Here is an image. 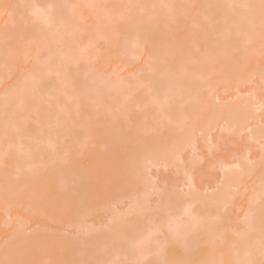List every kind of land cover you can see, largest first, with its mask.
<instances>
[{
    "label": "rangeland",
    "instance_id": "obj_1",
    "mask_svg": "<svg viewBox=\"0 0 264 264\" xmlns=\"http://www.w3.org/2000/svg\"><path fill=\"white\" fill-rule=\"evenodd\" d=\"M243 1L229 0L228 5L243 8ZM42 2L0 0V112L12 97L19 107L29 101L34 103L21 129L11 127L13 135L7 136L6 130H0V156L5 158L18 150L27 158V164L20 168L14 165L9 179L0 181V264H61V259H54L51 254L61 253L62 258H68L72 249L66 250L65 246L73 248L70 259L81 264H154L153 258L161 255V264H167L178 252L170 236L189 226L192 217L204 222L219 221L225 230L239 232L248 228L246 219L256 213L254 208L260 207L262 221L257 222L264 226V188L259 182L264 175V135H257L259 129L264 130V30L258 25L251 28L254 35H250L255 38H251L247 49L241 48L244 42L238 43L248 63H239L229 75L231 79L227 76L228 81L223 83V65L218 69L214 65L218 60L226 62L229 53L219 52L216 47L210 50L202 43L210 33L205 31L209 22H216L211 20L213 16L202 18L197 3L191 9L192 0H61L68 12L74 13V17L70 14L71 23L76 21L73 25H68L67 15L50 18L52 21L48 17L45 22L39 20L36 13L48 16L47 11L49 14L54 9L50 3V8H45L46 3ZM187 5L193 11L186 9ZM180 12L190 13L185 28L175 33L170 46H162V52L151 58L149 45L142 44L145 37L141 26L145 24L146 28L155 20L161 30H173L176 21L183 18L177 17ZM210 35L214 41L221 38L217 33ZM60 58L61 63L53 64ZM186 65L191 71L182 69ZM176 67L185 72L179 69L183 74L175 78L179 82L173 81L177 87L172 82L169 85L172 91L165 85L169 96H174L175 91L181 99V95L187 99L191 88L200 87V96L205 92L213 109L205 110L211 107L208 102L204 104H208L206 108L194 102L198 109L193 106L195 111L190 115L189 110L188 122L185 116L184 121L181 119L183 111H178L182 116H175L185 123L191 137L166 157L157 148L160 142L171 148L173 137L187 129L181 127L178 119L162 117L165 100L159 97L160 102H155L158 95L148 91L154 87L150 79L154 73L168 74ZM77 70H83L86 87L88 83L102 88L99 99L103 103L99 99L69 97L74 91L68 82L73 83L74 79H69L79 76ZM42 71L44 78L47 73L46 78L51 76L47 81L51 80L52 85L50 81L49 85L32 89L39 92L28 90L27 94L26 85ZM192 80L198 83L192 84ZM185 82L186 87L182 85ZM161 96L168 98L163 93ZM236 102H250L254 108L253 118L248 121L250 127L243 131L232 128L231 121L223 118ZM107 119L113 123L103 129L104 123L111 121ZM148 140L152 143L149 146ZM143 150L148 154L145 157ZM34 153L41 155V163L37 164ZM238 164L262 167L256 173L238 169L235 181L223 193V181ZM70 176L88 185V203L93 208L88 216L85 210L81 217L76 214L78 208L72 211L69 205H61L59 192L67 186ZM50 177L56 183L48 187L52 204L48 208L41 194L28 193L43 189L48 184L44 178ZM199 198L204 202L202 208ZM143 201L145 206L140 208ZM198 208L204 209L203 214L195 211ZM12 238L23 240L12 249L15 255L6 252ZM200 239L203 241L200 237L197 241ZM34 242L42 244L34 247ZM229 242L221 243L219 250ZM261 242L264 244V239L255 244ZM100 243L111 248L105 258L92 256L88 251L99 248ZM203 246L193 249L188 263L206 262ZM139 257L143 258L142 263Z\"/></svg>",
    "mask_w": 264,
    "mask_h": 264
},
{
    "label": "bare ground",
    "instance_id": "obj_2",
    "mask_svg": "<svg viewBox=\"0 0 264 264\" xmlns=\"http://www.w3.org/2000/svg\"><path fill=\"white\" fill-rule=\"evenodd\" d=\"M41 1H43L42 2L43 4L46 3L45 8H46L47 4H48V6H50L49 5V3H50L52 5L51 9H53V8L54 9L51 13H49L50 15L48 14V11H47L48 16H45L42 12H40L45 17L43 15H41L39 12L36 13V16L39 20H43V22H45L47 17H48L47 20H49L50 18L53 20V17L54 18H64V17L68 16V18L70 19L67 22L68 25H73L76 23V21H73V23H71L72 19H71L70 14L73 15L74 13L73 14L69 13L67 10L68 8H66L67 5H64L63 3L61 4V0H41ZM196 3H197V7L199 9H201L202 12H205L206 10L208 12V13L205 12V14H202V12H200V14L202 15V18L203 17L211 18L209 16H213L211 18V20L212 21L215 20L214 22H216L215 25H213L214 23L210 24V22H209V26L208 27L206 26L207 28L205 27L207 29L205 31L210 32V33L202 39V43L206 47H209L210 50H212L214 47H216V48H218L217 51H219V52L229 53V56L227 57L226 62L221 61V63H222L221 64L220 61L218 60L219 62L217 61L216 62L217 64L215 63L217 66L214 65V69H218L219 66L223 65L221 68H223L224 72L222 73L223 77H221L220 80L223 81V79H224L223 83H225V81L228 78L227 76L232 74L235 71V69L238 68L236 66H238L239 63H243V64L248 63L247 56L244 55L245 53H243V51H241L242 49H238L240 47V44H238V43L244 42V44H241V48L247 49V47L249 46V41L251 40V38H255V37H251V35H250V34H252L250 32V31H252L251 28L253 26L258 25L260 27V29L264 30V22H262V21H264V0H245V2L242 4L243 8H239V6H237V8H235L234 7L235 5H228V4H230L229 0H227V1L226 0H192V2L189 4V6H191L190 8L191 9L195 8L194 5H196ZM239 3L238 4L241 5V2H239ZM226 4H227V6H226ZM238 4H236V5H238ZM189 6L187 5L186 9H188ZM48 8H50V7H48ZM190 8H189V10L193 11ZM195 10H197V9H195ZM44 13L46 14V12H44ZM182 13L183 12L178 13L177 17L183 16V18L182 19L180 18L181 20L179 19L176 21L177 22L176 27H175L176 29L174 28L173 30H169V31L161 30L159 27V22H157L155 20H154V22L147 23L146 28H145V24L143 26H141V29L144 33L143 35L145 37L142 40V44L143 45H149V48H150L149 54H150L151 58H156L157 53L160 54L162 52V50H161L162 46H164V45L170 46L171 45V43L174 40L175 33H177L178 31H180V32L183 31V29L185 28V25L187 23L186 17L190 13L189 14L187 13V15H186V13H184L182 15ZM75 15H77L76 12H75ZM201 15H200V17H198L197 21L200 20ZM73 17H74V15H73ZM75 17H77V16H75ZM75 19H77V18H75ZM29 31L31 33L33 32L32 29ZM212 33H213V35L215 33L220 34L221 38L217 41L212 40L211 35H210ZM252 35H254V33ZM254 41L255 40H253L251 42H254ZM235 49H238L239 54H238V52L233 53L236 51ZM232 50H234V51L232 52ZM230 52H232V53H230ZM55 56H56V54H55ZM59 57H60V55H59ZM66 57L68 58V56H66ZM75 58H74V60H75ZM59 61L61 63V61H63V59L60 58L57 61L54 60L53 64H55V62H58V64H59ZM223 61H225V60H223ZM179 69L182 72H185L184 71L185 69L191 71L190 68H188V66L186 65L182 68L184 70H182L179 67H176V68H173L172 72L168 73V74L167 73L162 74L161 71H158L157 73H154L151 76L152 78H150L154 87L151 88V90H149L148 92L150 93L153 90V92H154L153 95H155V96L158 95L157 98H155V102H160L158 100L159 97H161V99L159 98L160 100H162V99H163L162 101L165 100L164 101L165 104L161 105L162 109H163V106L165 107V109H163V111H162L163 114L161 116L163 117V115H164L165 119L168 117V119L170 118L169 120H173V119L177 120L178 117H181L183 115L181 117V119L183 120V117L185 116L186 118L184 117V119H186V121H187L190 118L189 115L192 114V111H195L194 107H196V109H198L197 106L199 107V105H200V107L202 106V108H204V107L206 108V106L209 104V106H211L210 107L211 109L206 108L205 110L209 109L211 111L213 109L212 108L213 107L212 102H210L211 98L208 95H206L205 92L203 94H205L206 97H205V95L204 96L202 95V97H201L200 95H201L203 90L200 87L191 88V90L188 89L191 91L190 92L191 94L188 93V95L190 94V96L186 95L187 99L185 98V96L183 97L181 95V97L183 99L185 98L186 100L181 99L180 94L178 95L179 96V98H178V96L175 94V91H174V96L172 95L173 93H170L171 94L170 96H173L170 99L169 93H167L166 90L167 89L171 90L170 89L171 87H169L171 82L172 83H174L176 81L179 82V80H175L176 77L178 78L181 76V74H183L182 72H181V74L179 73ZM83 70H84V67H83ZM83 70L82 71L79 70L80 72L77 70L76 73L79 76H76L77 74L73 75L76 77H74L72 79L70 78L72 76L71 75L69 76V78H70L69 80L74 79L73 83L68 82L69 87L71 88L70 90L74 91V92H72V94L70 92L71 96L69 95V97L73 98L72 96H75L76 98H86L90 101H94V100L96 101L102 97L101 93H100V92H102V88H100L98 86H94V87L92 86L91 87L88 85V83L86 84L87 85V87H86L85 82H84V78H83L84 76L82 77V75H81V74H83ZM49 71H50V69H49ZM200 71H202V70L200 69ZM261 71L264 74V66H263ZM43 73H44L43 71L41 74L39 73L40 76L38 74H36V76H33V78L31 79L32 81L30 80V82H28V84L26 85V86H28V88H26L27 94H29V92H30L28 90H31L33 92H36V91L39 92L40 91V90L38 91L37 89L32 90V89H34V87L40 88L43 85H49L51 80L49 82L47 80H49L51 78V76H50V78L49 77L46 78V76L48 75V73H47V75L45 74L46 76L44 78ZM42 74H43V78L41 76ZM195 74H197V73L195 72ZM197 75H199V73ZM181 79H182V77H181ZM185 79H186V76H185ZM229 79H231L230 76H229ZM182 81H184V80H182ZM192 81H190V82H192ZM66 82H67V80H66ZM187 82H189V81H187ZM187 82L182 83V85L184 84V87H186L188 85ZM197 83H198V80H195V81H193L192 84H197ZM56 84H58V83L56 82ZM174 84H176V83H174ZM180 84H181V82H180ZM226 84H228V82H226ZM50 85H52V81H51ZM165 85H167L169 88H167V86H165ZM54 86L56 89L59 87V86L56 87V85H54ZM176 87H177V84H176ZM190 87H193V85ZM58 89H61V88H58ZM164 91L167 94H164L165 93ZM58 92H60V91H58ZM162 93H163V96L166 95V97H167V95H168V98H164V97L162 98V96H161ZM58 95H60V94H58ZM58 95H57V97H59ZM149 96L150 95H148V97ZM151 97L154 98V96H151ZM202 98H203V100H202ZM14 100H15L14 97L10 98L6 103V109H5L6 111L4 110L3 112L2 111L0 112V130L1 129L6 130L5 136L13 135L12 132L10 133L11 127H14L16 129H21L26 118H28L31 115V108L34 104L33 102L29 101L30 103L28 102V105L23 106V107H19L16 103H13ZM99 101L102 102V100H100V99H99ZM197 101L199 102V105H198ZM194 102L197 103V106ZM207 102H208V104L204 105ZM192 103H194L195 105ZM181 105L185 106L186 108L182 107ZM251 106L252 105L250 102H249V104H248V102L245 104H244V102H241V103L236 102L235 104H232L231 106H229V110H228V112H226V114H225V116H223V118L226 121H229V120L231 121V123L233 124L232 128H234V127L237 129L239 128L240 131H241V129L243 131V130H245V127H247V128L250 127L248 121H250L253 118L252 115L254 112L253 111L254 108H253V106L252 107ZM181 110L183 111V114L180 112V114H182L180 116L178 114V111H181ZM189 110H191V113H189L190 112ZM188 113H189V115H188ZM166 114H168V115H166ZM176 114L179 116L178 117L175 116ZM172 115H174V117L171 118ZM187 117H189V118L187 119ZM181 119H178V121ZM107 120H111V119H107ZM103 121H105V120H103ZM109 122H112V120L107 121V124H106V122L105 123L102 122L105 125V126L103 125L104 128H103V126H102V128L105 129V127L107 125H112ZM179 122L181 123L180 125L183 124L181 127L185 128V126H184L185 123L181 122V121H179ZM247 124H248V126H247ZM214 128L215 127H213V130H214ZM185 129H187V130H185V131L182 130V131H184L183 133H181V134L179 133V135L177 134V137L175 136V138L173 137V139L170 142L172 145L171 148H168L167 145L163 141L160 142L162 144L159 143L160 145H158L157 148L160 149L161 153L164 156L168 157V156L172 155L173 153H175L177 151V149H179L181 146H184L186 144V142L190 139L191 132H190V130H188V128H185ZM20 132H19V135L22 136L23 134L22 133L20 134ZM0 134H1V131H0ZM257 135L258 136L264 135V130L259 129ZM150 142L151 141L148 140L147 146L152 144ZM143 151L145 154L146 153L145 150H143ZM147 155L148 154L146 153L144 155V157ZM33 156H37L38 159L36 157H33ZM33 156L32 157L35 158L37 161L41 157V155L39 153L38 154L34 153ZM26 159L27 158L24 157L23 155H21V153L18 150H13V152H11L5 158L0 156V165H1V172L0 173L3 174V176L0 177V181H3V179H6V178L9 179L10 169L12 167L14 168V165L18 166L16 168H20L21 166H24L25 164H27ZM35 159H34V161H36ZM41 161H43V160L41 159ZM41 161H38L37 164L41 163ZM73 163H72V166L75 164V163L74 164ZM259 164H255L252 166L251 165L243 166L241 164H238L237 165L238 168L236 170L231 171L234 174L232 175V173L229 172L227 174L228 176L223 181V188H222L223 193H225L228 190V188L230 187L231 183H233V181H235L236 173H237L238 169L240 171L242 170L243 172L249 171L251 173L252 172L256 173V171L260 170V168L262 167V165L260 166ZM261 164H263V162H261ZM74 170H75V167L72 169V172H74ZM71 177L72 176L69 177L70 181L67 184V186L61 188L62 190H60L61 192H59L60 196L59 195L58 196L61 199V205H64V206L69 205L68 208H70L71 210L73 209L72 211H74L78 208L76 210L77 212L75 211L76 214H78V215L80 214L79 216H81V213L85 212V213H87L86 215L88 216L89 215L88 213L91 214L92 213L91 210H93V208L90 209V205H89L91 203V200L89 199V197L87 198L88 192H86V191H87L88 185H83L82 180L80 178H75V177L71 178ZM44 179L46 180V182L48 184L46 186L44 185L43 189H37V190L31 189L28 194L29 195L41 194L40 196L45 198L44 203H46V206L48 208L49 207L51 208L52 204L48 200V198H49L48 187L50 188L54 183H56V181L52 177L44 178ZM259 182L262 185V188H264V175L259 179ZM45 188H47V189H45ZM176 195H178V193H176ZM181 197H183V196H179V198H181ZM198 201H197V204L199 203V208H200L201 207L200 205L203 206L204 202L200 198L198 199ZM88 202H90V203H88ZM87 203H88V205H87ZM139 206H141L140 208H143L145 206L144 201L141 202V204H139ZM81 207H82V210H81ZM199 208L197 210L195 209V211H197V213L203 214L204 209H199ZM79 209L82 212L79 213V211H78ZM88 209H89V212L86 211ZM83 210H85V211L83 212ZM254 210L256 213L249 216L246 219V224H247L246 226H248V228H246V230H241L239 232L238 231H227V230H225V228H223L221 226L219 221H214V222L205 221L204 222V221L198 220L197 218L192 217L194 219V220H190V221H192V222H190V225L192 223V226H190V225L187 226L188 229H187V227H184L180 231L173 233V234H178V235L170 236L169 240L170 241L175 240V243H174V241H173V243H174V245H176L175 248H177L178 252L174 257L175 259H173V258H172L173 260L169 259L167 264H171V263H173V264H190L188 262L192 259L191 253L193 252V249L195 247L199 246V244H204V246H206L205 250H206L208 257H207L206 262L203 264H210V262H211V264H214L215 262H213L212 260H215L216 263H218V264H264V244L262 242L259 245L255 244V242L257 240L264 239V226L263 225L261 226L260 224L258 225V222H257V221H259V223H260L262 221V219L260 218V216H261L260 207H256V208H254ZM67 212L68 213L70 212L69 209ZM81 217H83V214ZM201 227L202 228L204 227V229L202 230ZM133 232L134 233H132V234L135 235L134 230H133ZM198 237L203 238V241L201 239L199 241H197ZM21 240L22 239L12 238L7 243V245L9 246V249L6 252L9 254L11 252H13V254L12 253L11 254L15 255V252L13 251L14 247L19 245L18 242L23 243L22 242L23 240L22 241ZM226 240H230V242L227 243V245H225L223 247V249L219 250V247L222 245L221 243L224 244V241L226 242ZM132 241H133V239H132ZM167 242H168V240H167ZM169 242H168V244H169ZM84 243H83V246L86 247V245H84ZM86 243H88V242H86ZM41 244H42L41 242H34L33 246L34 247H35V245L40 246ZM171 244H172V242H171ZM87 245H89V247L92 246L89 243ZM125 246L127 247V245H125ZM125 246H124V250L126 249ZM11 247H13V248H11ZM68 247L72 249V250H70L71 252H70V256L68 258H66L67 256H65V258L63 256V258H64L63 259L61 253H59L60 256H59V254H57L58 255L57 256L55 253H54V255L53 254H51V255L53 256L54 259L59 260V258H60L61 259L60 261H62L61 264H63L64 262H65L64 264H66L67 262H68L67 264H81V262L76 263L72 258H71L72 260L70 259V257H73V256H71L73 248L71 246H65L64 248H66V250H67V249H69ZM98 247L99 248H96V249L93 248L92 250H88L89 253L92 256H98L99 258H105L107 252L111 249L108 245L106 246V244L104 245L103 243L102 244L100 243V245ZM128 248L130 249L129 245H128L127 249ZM87 249H89L88 246H87ZM134 249H136V251L140 250V249H138V247H134ZM54 250L55 249L52 248L51 253L55 252ZM126 251H128V250H126ZM213 252H216V253L214 255H211V253H213ZM65 253L68 254L67 251ZM139 253H137V255ZM165 253H163V254L165 256H167V254H165ZM6 255H8V254H6ZM247 255H248V257H247ZM162 256L163 255H161V257H156V259L153 258V260L156 261L155 263L153 262V260L151 262L154 264H161V260L164 261ZM157 258H159V259H157ZM66 259H67V262H66ZM141 259L143 261V258L139 257V260L142 263ZM68 260L69 261L71 260V262H69ZM144 262H145V260H144ZM142 264H144V263H142ZM162 264H166V262H164ZM191 264H193V261Z\"/></svg>",
    "mask_w": 264,
    "mask_h": 264
}]
</instances>
